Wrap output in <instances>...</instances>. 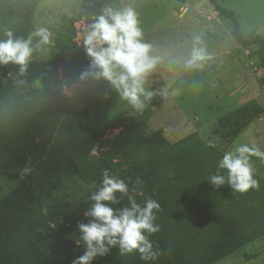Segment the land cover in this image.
<instances>
[{"label": "trees", "instance_id": "1", "mask_svg": "<svg viewBox=\"0 0 264 264\" xmlns=\"http://www.w3.org/2000/svg\"><path fill=\"white\" fill-rule=\"evenodd\" d=\"M42 1L19 0L11 4L0 0V24L11 21L10 30L14 36L26 38L35 9ZM177 1L182 5L187 0ZM210 2L221 16L232 21L231 35L238 44L258 46L249 53V58L264 69V36L244 37L235 12L227 10L217 0ZM97 4L102 6L103 2ZM90 21L93 22L91 17ZM6 30L9 29L0 28V39H7L4 36ZM59 30L54 53L56 59L66 63L67 73L63 77L52 73L55 89H40L37 85L49 76V67L55 66V58L47 62L32 61L23 76L19 74L18 65H0V117L5 113L3 102L12 100L14 117L19 120L22 130V143L15 157L4 164L20 185L0 200V264H39L28 260L27 255L49 249L62 250L74 259L83 255L85 247L76 243L78 223L90 219L84 212L92 203L89 199L92 192L102 184L104 169H108L110 175L124 179L130 188L139 179L142 194H134L138 203L143 205L145 200L152 198L161 204L156 220L160 231L149 237L161 255L155 261L139 264H212L264 235V230L249 226L241 233L232 232L229 226L221 224L211 226L212 208L206 198L215 195L225 200L230 193L223 186L215 188L209 183L206 172L215 165L204 148L192 149L191 141L182 140L186 145L180 153L161 159L158 164L160 157L152 150L167 141L160 133L138 131L133 123L122 120L116 121L115 126L120 131L109 139L91 130L83 102L71 99L62 90L65 85L87 81L80 77L91 58L83 46L71 55L67 51L71 48L70 41L62 38L65 32H71V28L61 25ZM260 81L264 83V75ZM263 114L264 105L254 98L222 114L214 125L225 143L232 144ZM137 143L149 150L148 157L136 158ZM94 148L96 154L92 155ZM25 167L31 171L21 175ZM162 168L166 170L167 178L160 172ZM64 173L78 176L81 183H86L87 193L72 201L57 195L61 185L58 178ZM187 182H198L200 192L189 191L184 186ZM128 203L124 197L113 207H124ZM30 207L40 208L39 224L26 221L25 213ZM35 227H39L38 231ZM191 247L200 253L201 249L205 250L195 255Z\"/></svg>", "mask_w": 264, "mask_h": 264}, {"label": "rangeland", "instance_id": "2", "mask_svg": "<svg viewBox=\"0 0 264 264\" xmlns=\"http://www.w3.org/2000/svg\"><path fill=\"white\" fill-rule=\"evenodd\" d=\"M6 1L14 4L19 0ZM98 1L103 2V5L99 6ZM217 2L235 12L244 37L253 34L264 36V0ZM129 4L139 14L144 40L154 46L155 54L162 57L145 83L146 90L156 95L151 101H146L143 111H137L106 80L88 79L63 86L64 94L83 102L89 128L109 139L120 131L115 126L116 121L122 120L124 123H133L138 131L160 133L167 141L152 150L160 157L158 164L162 162L161 159L179 154L186 145L182 140L191 141L189 145L192 149L204 148V152L212 157L215 166H210L211 169L206 172L207 178L216 173L224 152L234 150L238 145L256 144L264 150V114L246 127L232 144L225 143L214 125L222 114L251 99L255 98L264 105V83L260 81L264 69L249 58V53L258 46L243 47L238 44L231 35L232 21L221 16L210 0H187L182 5L177 0H43L35 9L26 38L37 28L48 29L52 42L34 53L32 61L47 62L55 58L56 63L49 67V76L37 82L39 88L55 89L52 73L55 72L58 77L67 73L66 63L56 59L54 53L61 25L71 28V32H65L62 38L70 41L71 48L67 51L72 55L83 46L84 34L92 23L90 17L94 19L106 5L120 8ZM214 11L217 17L213 15ZM11 24L7 20L0 24V28L11 29ZM193 36L201 38V45L211 56L203 69L183 67V59L191 51ZM164 89H167V98L161 94ZM175 90H178V94L173 96ZM3 108L5 113L0 117V200L20 185V181L12 178L9 168L4 164L15 157L22 143V130L19 120L14 117L13 101H4ZM180 141L181 144L171 148ZM210 143L215 146L209 147ZM149 154L148 149L141 148L137 143L134 153L136 158H145ZM252 161L256 168L255 178L259 181L258 189L239 193L232 192L229 185H224L230 193L229 198L220 200L215 195L206 198L212 208V227L219 224L229 226L235 233H241L247 226L264 230V162L256 157H252ZM160 172L166 177L165 169L162 168ZM221 174L226 175V170H221ZM58 181L61 185L56 194L67 200H75L87 193L86 183H81L74 173L61 174ZM184 186L195 194L200 192L201 185L198 182H187ZM38 211V207L28 208L26 221L39 224ZM38 229L35 227V231ZM204 250L201 249L200 253L191 247L195 255L202 254ZM26 258L39 264H73L76 259L62 250L53 249L40 250L37 255L36 252L31 253ZM141 262L144 261L138 252L120 255L119 247L116 246L107 255L97 256L92 264ZM212 264H264V235Z\"/></svg>", "mask_w": 264, "mask_h": 264}, {"label": "clouds", "instance_id": "3", "mask_svg": "<svg viewBox=\"0 0 264 264\" xmlns=\"http://www.w3.org/2000/svg\"><path fill=\"white\" fill-rule=\"evenodd\" d=\"M138 16L130 4L120 8L106 5L102 9L83 37V48L91 62L80 78L108 81L134 109L143 111L146 101H151L156 95L146 90V80L162 57L155 54L154 46L144 40ZM4 36L7 39H0V65H18L22 76L27 73L34 53L52 42L49 30L43 27L34 30L27 38L15 37L10 29L4 31ZM210 59L206 48L201 45V38L193 36L191 51L183 59V67L203 69ZM161 94L167 98V89ZM177 94L178 90L172 92L173 96ZM214 146L209 144V147ZM91 154H96L95 148ZM252 157L264 162V150L256 144H241L224 152L216 173L208 178L209 183L215 188L229 185L232 192L239 193L258 189ZM221 170H226V175L221 174ZM30 171L25 167L21 175ZM141 183L137 179L130 188L124 179L110 175L109 170L104 169L102 184L92 192L89 197L92 203L84 212V216L90 219L78 223L79 239L76 243L83 245L85 252L73 264H92L97 256L107 255L116 246L120 255L138 252L142 261L158 259L161 251L154 248L149 237L160 231L156 220L161 204L152 198L145 200L143 205L137 202L134 194H142ZM124 197H127L128 205L113 207L119 205Z\"/></svg>", "mask_w": 264, "mask_h": 264}, {"label": "crops", "instance_id": "4", "mask_svg": "<svg viewBox=\"0 0 264 264\" xmlns=\"http://www.w3.org/2000/svg\"><path fill=\"white\" fill-rule=\"evenodd\" d=\"M213 15H214L215 17H217L215 11L213 12ZM263 75H264V74H263Z\"/></svg>", "mask_w": 264, "mask_h": 264}, {"label": "built area", "instance_id": "5", "mask_svg": "<svg viewBox=\"0 0 264 264\" xmlns=\"http://www.w3.org/2000/svg\"><path fill=\"white\" fill-rule=\"evenodd\" d=\"M67 88V87H66ZM64 92H66V91H64ZM67 94V93H66ZM68 95V94H67Z\"/></svg>", "mask_w": 264, "mask_h": 264}]
</instances>
